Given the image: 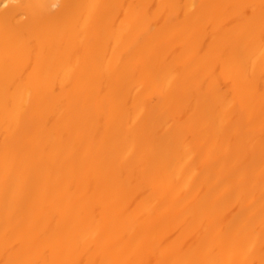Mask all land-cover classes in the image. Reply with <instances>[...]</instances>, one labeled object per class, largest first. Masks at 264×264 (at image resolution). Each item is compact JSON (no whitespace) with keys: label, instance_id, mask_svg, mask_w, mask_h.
<instances>
[{"label":"bare ground","instance_id":"obj_1","mask_svg":"<svg viewBox=\"0 0 264 264\" xmlns=\"http://www.w3.org/2000/svg\"><path fill=\"white\" fill-rule=\"evenodd\" d=\"M0 264H264V0H0Z\"/></svg>","mask_w":264,"mask_h":264}]
</instances>
